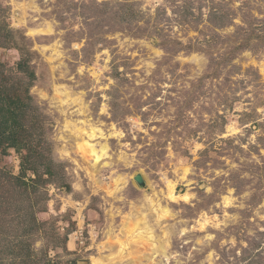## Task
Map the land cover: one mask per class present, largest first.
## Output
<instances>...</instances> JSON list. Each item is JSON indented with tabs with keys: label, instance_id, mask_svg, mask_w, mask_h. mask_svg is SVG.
Wrapping results in <instances>:
<instances>
[{
	"label": "rangeland",
	"instance_id": "374dc122",
	"mask_svg": "<svg viewBox=\"0 0 264 264\" xmlns=\"http://www.w3.org/2000/svg\"><path fill=\"white\" fill-rule=\"evenodd\" d=\"M24 61L0 264H264V0H0L1 88L25 96Z\"/></svg>",
	"mask_w": 264,
	"mask_h": 264
},
{
	"label": "trees",
	"instance_id": "16d2710c",
	"mask_svg": "<svg viewBox=\"0 0 264 264\" xmlns=\"http://www.w3.org/2000/svg\"><path fill=\"white\" fill-rule=\"evenodd\" d=\"M2 66V63H0ZM20 71L28 75L29 86L25 92V96L20 94L13 85H7L2 82L3 86L0 85V141L4 145H8L10 148H14L17 152L22 150V148L27 147L22 145V132L20 127H22V117L23 110L28 107L27 100L31 99L29 94V87L32 82L36 79L34 72L29 71L27 61L21 62L19 64ZM3 75V71L0 70V76ZM5 81V78H2ZM31 156L32 154H28ZM27 159L24 158L23 161ZM28 171L25 163L23 165L24 174ZM35 173L36 170H33ZM49 176L53 175L50 171L47 173Z\"/></svg>",
	"mask_w": 264,
	"mask_h": 264
},
{
	"label": "clouds",
	"instance_id": "9594fccd",
	"mask_svg": "<svg viewBox=\"0 0 264 264\" xmlns=\"http://www.w3.org/2000/svg\"><path fill=\"white\" fill-rule=\"evenodd\" d=\"M237 23H239V21H237ZM34 33H29V35H33ZM239 110V109H237ZM113 129H115V126H113ZM98 131V130H96ZM239 131V129H237L235 127V125H231L229 128H228V135H235L237 132ZM87 135V134H86ZM112 135H114L115 137H119V138H122L124 133L123 132H119V131H113ZM96 138V135H95V132L92 133V139H95ZM103 135H101V139H103ZM255 140V137H253V142ZM79 147V146H78ZM91 147V146H89ZM199 147V146H198ZM65 156L68 155V153H64ZM92 156L93 157H96V163H99L100 162V159L107 156V151L106 150H102L101 153H100V156H97L96 155V152H92ZM188 175V169H185L184 170V175L180 177V181H183L186 179ZM161 180L167 185V188H168V196H167V199L173 201L174 203L175 202H180V201H183L185 204H187L190 199H193V197H190L189 195L187 194H184V195H180V196H174L172 193H173V190L175 188V184L168 179L167 177V174L166 173H161ZM208 191H211V189H208ZM109 195H112L111 192H109ZM230 201H228L226 199V202H225V207H227L229 205ZM219 207V205H217ZM49 208H51V203L49 204ZM61 211H64L63 208H61ZM202 219H203V223L200 222V220L197 221V224H200V231H203L204 230V227L209 223L208 219L206 216H202ZM262 219H264V217H262ZM81 223H83V221H81ZM217 227L219 225H216ZM189 231V229H184L180 232V236H184L185 235V232ZM207 239H212V237H207ZM110 241H105V243H109ZM116 243H120L119 239L117 238V240L115 241ZM187 242V241H185ZM37 247H39V244L37 245ZM71 247V245H70ZM152 247L154 248L155 245L153 244ZM100 249L101 251L104 250V244H101L100 245ZM124 250V245H121V251ZM191 255V254H189ZM172 259H175V257L173 256ZM92 264H104V261L100 260V259H96V258H93L92 259Z\"/></svg>",
	"mask_w": 264,
	"mask_h": 264
},
{
	"label": "bare ground",
	"instance_id": "6f19581e",
	"mask_svg": "<svg viewBox=\"0 0 264 264\" xmlns=\"http://www.w3.org/2000/svg\"><path fill=\"white\" fill-rule=\"evenodd\" d=\"M69 96V95H68ZM93 132H95V135H96V138H97V135H98V132L96 131V130H92V132L91 133H86L85 131H81V132H79V133H83V134H87V137H88V140H86L85 138H83V141L82 142H79V148H80V150L83 152V155L86 157V158H90V157H92L93 159H94V161L96 162V157H93L92 156V152L94 151V152H96V155L97 156H100V153H101V151L102 150H106L107 151V153H108V151H109V146H108V144H101L99 147H100V149H98V147L96 146V145H94V144H92L91 142L93 141V139H92V133ZM100 135H102V134H100ZM84 137V136H83ZM89 146H91V147H89ZM91 158V159H92ZM102 159V158H101ZM100 159V160H101ZM120 181V180H119ZM174 196H176L175 195V191L173 190V193H172ZM153 203V205H155L154 204V202H152ZM159 209H160V212H159V218H162V217H164L163 215L165 214V213H167L168 212V210L167 209H165V208H163L162 206H159ZM156 211H159L158 209L156 210ZM148 219V217L145 215L144 217H143V220L144 221H146ZM146 226V225H145ZM145 228H148V230H152V228H150V227H145ZM140 231V230H139ZM142 231H140L138 234L141 236V233ZM152 232H150V234H151ZM155 250H160V252H162V253H164V254H166V252H167V250L165 249V247L164 246H161V247H159L158 249H154L153 250V252H155ZM122 254V253H121ZM145 259H147V261H149V262H151L150 261V258L147 256ZM136 262V261H135ZM107 263V262H106ZM142 262H140V264H141ZM148 263V262H147ZM105 264V263H104ZM134 264H136V263H134Z\"/></svg>",
	"mask_w": 264,
	"mask_h": 264
},
{
	"label": "water",
	"instance_id": "95a60500",
	"mask_svg": "<svg viewBox=\"0 0 264 264\" xmlns=\"http://www.w3.org/2000/svg\"><path fill=\"white\" fill-rule=\"evenodd\" d=\"M136 182H138L140 185H144V180L141 175H138L135 177Z\"/></svg>",
	"mask_w": 264,
	"mask_h": 264
}]
</instances>
